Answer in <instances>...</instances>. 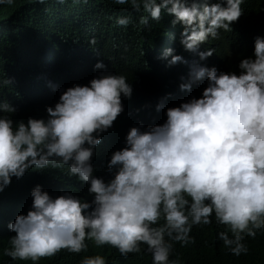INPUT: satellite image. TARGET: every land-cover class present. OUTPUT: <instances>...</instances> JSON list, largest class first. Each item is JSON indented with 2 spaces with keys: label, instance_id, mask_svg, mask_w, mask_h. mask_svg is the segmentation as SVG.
<instances>
[{
  "label": "clouds",
  "instance_id": "1",
  "mask_svg": "<svg viewBox=\"0 0 264 264\" xmlns=\"http://www.w3.org/2000/svg\"><path fill=\"white\" fill-rule=\"evenodd\" d=\"M110 2L129 5L146 27L150 19L173 17L172 26L183 28L179 42L188 52L182 58L172 49L163 55L158 51V82L153 87L129 83L111 65L113 73L101 72L86 86L64 90L54 107H46V119L14 122L17 110L0 101V193L12 178L27 173L34 181L45 180L44 169L67 166L70 176L89 185L92 196L91 201L71 193L53 198L37 185L27 215L8 225L15 236L4 255L36 264L62 250L87 251L91 241L98 248H115L125 258L140 253L143 245L152 264H180L170 259L174 244L194 243L193 227L210 225L212 218L225 228L218 233L223 246L234 256L247 254L245 238L264 232V38L255 39L251 57L240 59L239 74L215 66H225L243 52V41L233 36L242 31L247 0ZM13 3L0 0V5ZM131 23V15L116 19L118 26ZM210 39H222L223 45ZM167 62L183 67L176 94L166 93V101L156 108L157 117L166 121L144 130L130 128L125 147L113 152L107 164L112 178L106 182L94 176L91 161L102 134L123 106L134 103L133 87L157 91L166 85ZM169 99L175 105L167 108ZM80 264L106 260L96 255Z\"/></svg>",
  "mask_w": 264,
  "mask_h": 264
},
{
  "label": "trees",
  "instance_id": "2",
  "mask_svg": "<svg viewBox=\"0 0 264 264\" xmlns=\"http://www.w3.org/2000/svg\"><path fill=\"white\" fill-rule=\"evenodd\" d=\"M128 15L132 17L131 24L126 27L116 24L117 17ZM172 19L165 14L160 22L150 19L146 27L129 5L117 6L110 0H87V3L65 0L63 4L58 0H46L44 4L38 0H14L11 6L0 5V101L17 110L12 117L14 122H26L30 117L46 119V107H54L64 90L75 85L86 86L101 72L113 73L111 65L129 83L153 87L158 82V51L163 55L172 49L173 55L182 58L188 52L179 42L183 28L173 27ZM241 20L242 31L233 39L243 41V52L229 59L225 66L216 64L218 71L239 74L240 59L253 55L255 39L264 38V0H247ZM245 30L248 36L243 35ZM93 37L95 44L90 43ZM211 41L223 45L222 39ZM217 54L220 56L222 52ZM97 63L105 67L96 69ZM182 67L183 63L169 66L167 62V83L160 90L146 89L143 85L133 87L134 103L123 106V113L102 134V143L95 149L91 161L94 176L106 182L112 178L106 171L107 164L113 152L125 147L130 128L142 126L144 130L166 121L163 116L157 117L156 108L166 101V93L176 94ZM4 80L11 83L3 84ZM173 105L169 99L166 107ZM43 171L45 180L34 181L26 173L19 180L12 178L11 185L0 193V264H33L13 261L4 255V250L11 246L9 240L15 236L8 229L9 223L18 215H27L32 205L30 193L37 185L53 198L71 193L92 200L87 191L89 185L70 176L67 166ZM221 231L225 228L213 218L210 225L193 227L190 235L195 242L184 247L174 244L170 259H178L180 264H264V232H258L255 239L246 237L248 253L237 257L218 239ZM87 243V251L72 254L62 250L36 264H80L85 257L96 255L104 257L106 264H152L151 254L143 245L140 253L125 258L110 246L98 248L91 241Z\"/></svg>",
  "mask_w": 264,
  "mask_h": 264
}]
</instances>
